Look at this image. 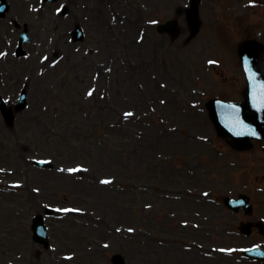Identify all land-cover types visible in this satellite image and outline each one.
Listing matches in <instances>:
<instances>
[{"label": "rangeland", "instance_id": "rangeland-1", "mask_svg": "<svg viewBox=\"0 0 264 264\" xmlns=\"http://www.w3.org/2000/svg\"><path fill=\"white\" fill-rule=\"evenodd\" d=\"M10 1L0 21V95L13 114H0V164L21 183L12 198L0 194V264H114L116 253L124 264H264L241 254L264 247V237L241 234L236 219L248 217L222 203L241 191L251 217H264V141L237 152L204 108L217 92L242 97L236 46L255 34L264 43V0H201L195 36L181 15L175 39L148 27L140 42L142 18L172 17L188 0H106L105 15L100 0H74L64 20L52 14L60 0L40 9L36 0ZM8 17L30 26L24 55ZM77 17L89 33L79 48L65 38ZM89 47L102 67L84 62ZM195 74L206 95H188ZM21 89L27 102L17 108ZM42 157L49 167L33 165ZM196 205L206 216L198 227L188 224ZM37 214L47 247L31 236Z\"/></svg>", "mask_w": 264, "mask_h": 264}, {"label": "water", "instance_id": "water-1", "mask_svg": "<svg viewBox=\"0 0 264 264\" xmlns=\"http://www.w3.org/2000/svg\"><path fill=\"white\" fill-rule=\"evenodd\" d=\"M247 46H254L253 42L247 41L241 48V52ZM257 61L260 63V57L257 54ZM250 99L241 104H228L217 102L214 109L211 106L212 117L217 125L218 130L223 134H230L233 137V143L237 146L247 144L250 136H264V97L252 96ZM249 130L254 131L251 135ZM234 206L239 202L232 201ZM241 203V202H240ZM250 254L259 256L260 249L248 250Z\"/></svg>", "mask_w": 264, "mask_h": 264}, {"label": "snow or ice", "instance_id": "snow-or-ice-1", "mask_svg": "<svg viewBox=\"0 0 264 264\" xmlns=\"http://www.w3.org/2000/svg\"><path fill=\"white\" fill-rule=\"evenodd\" d=\"M89 95H91V93H89ZM129 115H130V114H129ZM249 133H250L251 135H255V132H254V131L249 130Z\"/></svg>", "mask_w": 264, "mask_h": 264}]
</instances>
